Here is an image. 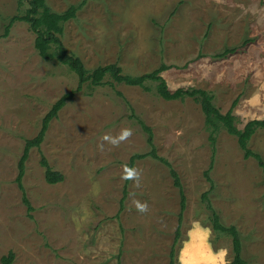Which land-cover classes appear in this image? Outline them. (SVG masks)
<instances>
[{
	"label": "rangeland",
	"instance_id": "obj_1",
	"mask_svg": "<svg viewBox=\"0 0 264 264\" xmlns=\"http://www.w3.org/2000/svg\"><path fill=\"white\" fill-rule=\"evenodd\" d=\"M46 2L59 12L83 3L65 24L62 41L88 70L117 63L124 73L140 75L165 64L162 75L172 90L206 89L223 113L237 100L233 114L240 128L264 118V0ZM28 7L27 0L22 6L0 0V33ZM35 39L30 25L17 21L0 40V264L10 252V264H169L174 244L176 264H183L186 248L202 250L208 264L226 252L229 264L233 238L214 228V209L225 225L239 229L248 264H264V172L258 160L246 158L225 129L214 150L201 105L192 98L166 100L155 84L146 91L107 77L113 85L86 84L77 92L51 121L41 146L30 151L23 178L33 207L28 211L17 182L26 140L79 82L67 65L43 58ZM229 47L238 49L218 57ZM133 109L170 165L152 156L136 159L139 182L130 179L122 202V166L150 151ZM123 129L132 135L118 146L103 140ZM250 147L264 158V129ZM43 156L63 181L46 180ZM170 167L187 197L176 243L181 194ZM136 202L147 210L140 212Z\"/></svg>",
	"mask_w": 264,
	"mask_h": 264
},
{
	"label": "trees",
	"instance_id": "obj_2",
	"mask_svg": "<svg viewBox=\"0 0 264 264\" xmlns=\"http://www.w3.org/2000/svg\"><path fill=\"white\" fill-rule=\"evenodd\" d=\"M25 0H19V5L22 6ZM29 7L26 9L25 13L17 14L12 16L9 21L4 26L3 33H0V40L2 38L8 37L11 28L17 21H25L30 25V28L36 33L35 47L40 53V55L46 60H58L62 64L67 65L72 71H74L78 77L79 82L75 90H70L63 94L52 106L51 110L46 114L43 119L42 128L40 132L33 138L26 140L23 154L19 161V173L17 177V182L19 187L23 191V200L28 207V211H32L33 207L27 196L23 178L26 172V161L29 158V154L32 148L40 147L45 139L46 133L48 131L51 121L58 117L59 112L62 108L72 100L77 92L83 90L86 84L93 86H101L106 84L113 85V81H107L108 78H112L114 81L119 83H125L131 86H140L146 91L153 90V84H155L156 93L166 99V100H185L187 98H192L194 101L199 103L205 114V124L210 132L209 138L213 145L217 140V134L222 129H225L229 134L237 137L238 144L244 152L246 158L255 157L264 172V158L263 156L254 151L250 147V142L257 132L258 129H264V118L250 120L244 128H240L237 124L236 116L233 114V108L237 104V100L233 102L232 108L223 113L214 102V95L210 91L202 88L188 87V88H177L172 90L165 77L162 75L164 71L169 69L168 65L162 64L159 68L154 69L151 72H147L140 75L126 74L123 72V68L117 63H110L107 65H100L94 68L92 71L88 70L82 59L70 53L67 47L62 41V35L64 33L65 24L74 19L77 16L79 9L82 7L83 3L72 4L65 11H55L50 8L46 0H27ZM238 47H229L223 52L218 53V57H225L230 53H234ZM132 118H135L142 126V128L148 133V142L150 144V151L146 153L135 154L128 166L134 168L135 160L142 159L148 156L163 160L168 165L170 163L160 157L157 153L156 145L153 140V132L150 126H148L143 119L138 117L133 109L131 114ZM215 150V145H214ZM42 164L46 168V180L49 183L56 184L64 180V175L55 171L49 164L46 157H42ZM171 168V173L174 177V183L179 188L181 194V212L179 214V225L177 228L175 243L180 237V229L182 226L184 212L187 206V197L185 190L183 188L182 182L180 180L178 172ZM207 175L208 172H206ZM209 179L212 181L210 176ZM130 180H126L123 200L128 194V184ZM204 200L208 199V192L203 194ZM209 207L213 208V205L209 202ZM214 209V208H213ZM213 224L217 231L229 234L233 238L234 247V258L229 264H248V261L243 257V240L239 229L235 225H225L221 221L219 213L214 209L213 211ZM175 244L171 250V261L169 264H176L175 257ZM14 259V253L3 258L5 264H10Z\"/></svg>",
	"mask_w": 264,
	"mask_h": 264
},
{
	"label": "clouds",
	"instance_id": "obj_3",
	"mask_svg": "<svg viewBox=\"0 0 264 264\" xmlns=\"http://www.w3.org/2000/svg\"><path fill=\"white\" fill-rule=\"evenodd\" d=\"M132 135L131 129H123L119 136L111 137L109 135H105L103 140L108 141L114 146H118L122 141L127 140ZM102 147V145H101ZM124 169V174L121 177L124 180H135L137 183L139 182V172L134 168H130L128 165L122 166ZM137 209L140 212H144L147 210L146 204H140L136 202ZM207 233H205L206 237ZM226 252H222L219 257L212 258V264H215V261L218 259L220 264H226L224 261V256ZM183 264H208V258L204 255L202 250L192 251L191 249L186 248L183 256Z\"/></svg>",
	"mask_w": 264,
	"mask_h": 264
}]
</instances>
